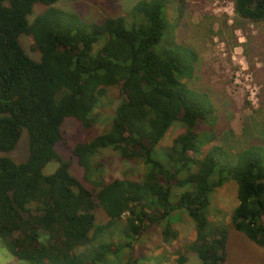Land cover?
I'll return each instance as SVG.
<instances>
[{
  "label": "trees",
  "instance_id": "obj_1",
  "mask_svg": "<svg viewBox=\"0 0 264 264\" xmlns=\"http://www.w3.org/2000/svg\"><path fill=\"white\" fill-rule=\"evenodd\" d=\"M57 1L0 0L4 248L23 264H106L108 255L126 249L128 264H135L134 243L152 225H161L164 240L175 237L170 217L176 210L195 224L186 251L202 264H224L230 227L264 247V145L249 143L231 152L211 144L214 103L207 91L188 85L197 52L175 38L156 48L168 25L162 14L168 0L135 2L127 16H142L139 26H127L122 15L90 22ZM231 1L239 20L264 22V0ZM23 35L32 39L38 58L26 52ZM111 86L122 99L109 125L71 147L68 160L61 158L64 119L90 129L94 109ZM176 122L185 130L157 150ZM24 130L27 153L17 160L10 153ZM104 149L146 169L143 177L84 185L72 173V162L88 171ZM52 161L56 167L45 172ZM228 179L237 184L230 225L210 223L209 194ZM176 188L181 191L173 196ZM186 260L180 254L177 264Z\"/></svg>",
  "mask_w": 264,
  "mask_h": 264
},
{
  "label": "rangeland",
  "instance_id": "obj_2",
  "mask_svg": "<svg viewBox=\"0 0 264 264\" xmlns=\"http://www.w3.org/2000/svg\"><path fill=\"white\" fill-rule=\"evenodd\" d=\"M137 1L58 0L55 5L71 10L90 22L122 15L127 26L132 23L139 26L140 19L144 20L142 16H127ZM38 5L34 13L38 11ZM162 14L168 25L156 48L166 44V39L175 38L198 54L195 73L188 85L207 91L214 103V137L211 144L223 145L231 152L249 143L264 145V22L252 24L239 20L234 14L231 0H168ZM21 42L31 57L38 58L37 51L31 47L30 36L23 35ZM121 99L118 87L106 88L105 96L93 112L95 122L87 130L74 118L66 117L62 125L64 139L57 145L61 158L68 160L71 147L105 129ZM201 128L205 129V125ZM184 130L183 124L174 123L158 144L157 150L167 149ZM26 135L24 130L19 146L10 153L17 160L24 157L25 151L27 153ZM99 161L102 162L101 167L96 168ZM54 167L56 162L52 161L44 171L50 172ZM145 170L110 149L98 152L92 158L88 171L75 162L71 164L72 173L87 186L114 178L139 180ZM180 191L176 188L173 196ZM236 192L237 184L233 179L214 188L209 194L207 219L210 223L230 225L232 211L237 205ZM170 222L175 234L173 239L169 237L164 240L159 224L152 225L138 238L130 256L131 259H137L135 264H177L180 254L187 257L184 264H202L194 252L186 251V244L195 236L194 222L183 210L173 212ZM115 237L111 235L109 239L117 241ZM127 251L123 249L116 255H108L106 264H128ZM0 264L23 263L16 260L0 243ZM224 264H264V247L230 227Z\"/></svg>",
  "mask_w": 264,
  "mask_h": 264
}]
</instances>
